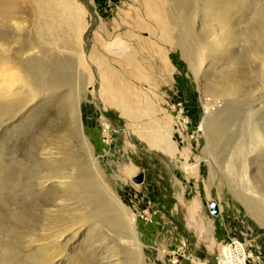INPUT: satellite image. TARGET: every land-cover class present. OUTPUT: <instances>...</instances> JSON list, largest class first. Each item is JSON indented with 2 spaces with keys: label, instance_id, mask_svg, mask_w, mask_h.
Returning <instances> with one entry per match:
<instances>
[{
  "label": "rangeland",
  "instance_id": "rangeland-1",
  "mask_svg": "<svg viewBox=\"0 0 264 264\" xmlns=\"http://www.w3.org/2000/svg\"><path fill=\"white\" fill-rule=\"evenodd\" d=\"M177 1L183 4L181 10L189 8L191 2L194 9H198L199 0ZM206 1L209 4L213 0ZM21 2L20 16L31 21L24 34L29 42L25 49L30 48L35 40L36 49L41 51L28 66L37 76L38 67L55 54L59 60L57 65L71 82L72 79L80 81L75 91L78 93L76 100H80L82 126L73 128L69 112L62 111V104L66 102L50 96L51 88L42 92L41 96L45 98L37 97L8 114L9 119L4 122L8 124L0 125V161L13 157L9 153L12 150L20 156L24 154L28 159L24 171L29 175L21 174L14 190L0 186V194L11 199L8 206L1 205L0 201V237L17 246L20 252L23 249V256L33 260L46 246L48 238L57 234V231L49 233L50 237L47 232L61 225L62 232L58 233H64L63 230L76 221V227L58 238L64 243L73 234L71 229L81 230L80 235L69 240L67 247L62 245V251L70 259L68 264H78V257L87 254L89 248L96 250L100 259L116 249L123 250V256L128 254L127 249L135 251L134 246L120 238L126 229L120 231L94 217L97 207L103 203L107 207L112 204L107 211L115 208L122 211L116 203L115 206L108 201L107 189L99 182L84 187L80 178H76L81 177L84 168H93L97 163L112 181L115 194L137 214L135 228L143 245L145 264H215L223 245L233 238L246 244L250 264H264V227L250 214L244 201L236 196L246 192L240 176L242 158L237 152L235 144L238 140L235 139L243 125L239 117H244L248 104L237 101V106L222 109L225 114L233 113L236 118L230 115L227 123L231 125L220 139L209 141L207 135L199 133V116L194 120L190 112V107L195 104L190 99L192 93L197 94H194L195 100L201 103L225 101L226 97L221 92V77L214 69L207 68L202 74L207 91L199 90L189 60L181 47L175 45L176 35L181 32L168 19V7L173 1ZM160 4H164L163 7ZM199 20L197 17L196 28H200ZM14 49L9 51L14 53ZM237 50H241L239 46ZM190 56H193L192 51ZM23 57L20 56L21 61ZM255 61L246 68L247 71L253 70V75L250 72L244 75L243 81L248 85L261 83L260 66ZM238 65L240 67L241 63ZM30 69L26 72L34 82ZM62 85L58 92L64 94L69 85ZM262 86L258 90L262 88L264 91V84ZM256 94L255 91L253 97ZM110 100L116 103L110 104ZM143 134H150L153 139L146 140ZM49 148L55 151V159L48 161V165L51 162L50 170L42 172L68 175L73 181L66 187L69 196L66 200L59 198L56 213H52L55 215L47 217L43 210L55 203V196L53 192L46 197L37 195L39 189L32 188V183L36 181L33 174L41 166L37 165L43 157L41 151ZM255 153L248 161L254 169L252 171L259 176L260 167H264V149ZM231 159L239 166H236L237 174L226 168ZM10 170L8 181L12 182L21 172L16 167ZM92 171L90 180L98 181V168L94 175ZM98 196L104 197L106 202L95 201ZM16 210L21 213L14 219L12 215ZM27 215L31 222L28 218L26 221ZM68 224L71 225L65 228ZM29 229L35 230V239H38L32 243L34 248L28 244L32 241ZM100 259L94 260V264H110Z\"/></svg>",
  "mask_w": 264,
  "mask_h": 264
},
{
  "label": "bare ground",
  "instance_id": "bare-ground-1",
  "mask_svg": "<svg viewBox=\"0 0 264 264\" xmlns=\"http://www.w3.org/2000/svg\"><path fill=\"white\" fill-rule=\"evenodd\" d=\"M169 1H173V3L170 2V5L168 7V19L171 21V24L174 27H177L179 29V32H181L179 33L177 31L179 33V36L176 35L175 45L181 47L185 57L189 60L188 64L192 68V71H194V75H196L195 79L196 82L198 81L197 83H199L197 84L199 85V90L202 91L204 89L202 92L206 90L205 80L202 78V74L204 73V71L207 68L212 71L214 69L219 73V77H221V92L226 97H224L226 99L225 101L217 100L211 104L207 101L201 103L200 101L195 100V95L197 94L195 92L192 93L193 95L190 96V99L192 100L191 102L195 104L193 107L190 105V112L194 120H197V116H199L200 121L198 120L199 125L197 129L199 133L203 134L204 136L207 135L209 141L220 139L221 136L226 133L228 127L231 125L230 122L227 123L230 115H232V118L235 117V115L233 113L231 114L230 112L229 114H225V110L222 109H224V107L227 108L229 105H232V107L237 106V101H243L248 104L247 108L244 111V117H239V120H243V122H241L243 125L240 135H237L236 139L234 137L236 141L238 140L235 146H237V152L241 155L242 158L240 160L242 161V163H240V176L241 181L246 189V192L241 194L237 193L236 196L244 201L243 202L240 199L243 203H245V206L249 209L250 214L264 227V167L263 165L260 167L259 171L261 172L258 176L257 173L252 171L254 169L251 168L252 166L248 161L252 160L250 159V155H252L253 153L256 154L255 152L257 150L259 151L260 148H262V150L264 149V91L262 88L261 90H258V87L264 84V0H213L209 4L206 0H199V10L194 9V5L192 2L189 5V8L186 7L185 10H181L183 9V4H181L177 0ZM163 5L164 4H162L161 7H163ZM22 9L23 5L21 0H0V125H7L8 123L4 122L9 119L8 114L17 111L22 105H26L37 97L45 98L46 96H41L42 92L47 90L48 88H51L52 93L50 96L59 97V102H66V104H62V111L69 112L70 122L73 124V128L80 129L82 126L79 106L80 100H76V96L78 93L77 91H75L76 87L79 88L80 81H73L72 79L71 82V78H69L68 75H65L63 70L58 66L59 60L58 57L55 56V54H52L51 58H49L46 63H43L38 67L37 76L33 75L34 73H32L28 65L30 61H32L35 56L37 57V55L41 51L36 49L37 42L35 40H32L30 48L25 49L29 42L24 34L25 31L29 28L31 21L26 17L24 18L20 16V12L22 11ZM175 10L177 12H175ZM158 16L160 17L161 15ZM165 17H167V15ZM174 17L176 19H174ZM197 17H200V28H196L195 25L197 23ZM165 20L166 19H164V21ZM205 25L207 27H205ZM166 26L168 27L167 24ZM169 27H171V25ZM10 29L11 31H9ZM165 31L167 32V30ZM168 31H170L169 28ZM166 39H168V37ZM238 46L241 50H237ZM10 48H15V52L13 53V51H9ZM191 51L193 52V56H190ZM21 55L24 56V60L22 61L20 60ZM182 59L185 60V58ZM252 61L257 62L260 66V84L255 85L254 83H252L248 85L246 82H244V79L246 78L244 75L246 73L250 72L253 75V70H246V68L249 67L248 65L252 64ZM79 62L81 63V61ZM238 63H241L240 67H238ZM17 64L19 65L17 66ZM15 65L17 66V69L15 68ZM49 66L50 69H48ZM27 69H30L32 79L35 80L34 82H31V76L26 72ZM203 81L204 84L202 83ZM62 84L69 85L68 92L64 94L58 92L59 86H64ZM84 84L86 85L85 82ZM256 88L258 91L256 90ZM255 91L257 92V94L253 97ZM60 95L62 97H60ZM240 96L245 97L241 99ZM113 102L116 103L115 100H110V104H113ZM214 111H217V113ZM135 118L137 119L136 116ZM143 138H145L146 140L153 139L150 138V134L144 135ZM54 152L55 151H52L51 148L41 151V155H43V157L40 158L42 160H39L40 162H38L37 164L38 167L40 165L41 166L37 168L38 173L36 171L33 174L36 181L32 183V188L35 187L36 189L37 187V189H39V191L36 189L38 191L37 195L46 197L50 192H53V195L55 196L53 197L55 199V203H52V206H45L46 208L45 210H43V213L47 215V217L55 215L52 213H56L57 207L59 205V198L60 200H66V196H69L67 194L66 187L73 181L68 175H58V173L56 174L53 172H42L45 169L47 171L50 170L51 162L48 165V161L52 160V158L55 159ZM9 153L10 155H13V157L10 156L4 159V161H0V167L2 169L0 173V186L5 185L4 187L8 189H10L11 187V190H14L19 179L21 178V174L22 176L23 174H27L25 173L27 169L25 170L24 167L28 159L27 157L25 158L24 154L20 156V154L15 153V150L9 151ZM89 154L93 153L90 152ZM236 166L238 165H235L234 161L231 159L228 161L226 168L227 170L236 173ZM13 167L20 169L21 173L17 174L15 177L13 175L14 178L12 177L13 179L11 182L8 181L10 174L9 171H11L10 169H12ZM93 168H84L81 171V177L79 176L76 178H80V180L83 182L84 187L91 185L93 186V183L99 182V184L103 188L107 189L106 191H108V194L110 195L108 201L114 203L113 205H115L116 203L119 206L118 208L122 209L121 212L118 211L117 208H115V210L113 211H107L109 206L112 207V204L109 203L107 207V205L103 203V201H105V198L102 196H98L96 199L94 198V200L97 202H102L103 204L97 207L94 217H96L102 224L115 226L119 228L120 231L126 229V233L123 234V237L121 236L120 238L126 241V243H130L132 246H134L135 251L133 250L132 252H130L127 249L130 256L128 254L126 256H123V250L116 249L112 250L111 253L109 252V256L107 255L100 259L101 256L98 255V252L94 249L89 248L87 249V254H83V257H78V261L76 260L77 263L94 264V260L96 259H105V262H109L110 264H145L143 245L139 240V237L137 235L138 233L136 232L137 229L135 228L137 214L131 212V210L124 204L122 198L115 194V192L112 190V181L99 169L97 163ZM96 168H98L96 175L98 177V181H92L90 180L91 171L93 170L92 174L94 175V170ZM2 172L5 173V176L2 175ZM32 191L34 192L33 189ZM32 191H30V194H32ZM15 194L14 196L16 197L17 195ZM22 196L20 197L22 198ZM0 201L2 202L1 205L8 206L11 199L7 195L5 196L4 194H0ZM20 213V210H16L13 212L12 216H15L17 218ZM24 214L26 215V213ZM28 216L29 215H27L26 217V221H28L29 219ZM24 217L22 216V218ZM65 220L66 219H64V224L66 223ZM24 221L25 220H23V222ZM26 221L24 222L25 224ZM51 222L54 221H52L51 219ZM75 222H73V225H71L72 223L65 225V228H67L69 225H71V227L65 229V231L63 230L64 233H58L62 230V228L60 229L61 225L59 226V228L56 225L57 227H55L54 231L47 232L49 235V233L51 234L57 231V234L53 233L52 235L54 236V238H48L50 240L45 243L46 246L40 249L39 255L33 260H29V258L23 256V249L20 252L17 246L12 244L8 240H5V238L0 237V264H68L67 262L70 259L68 260V258L66 257L67 254H64L65 251H62V245L67 247V244L71 240H73V238L80 235L81 230L79 228L71 229L73 230V234H71L64 243H62L59 239L60 236L68 232L70 228L78 224L77 222ZM46 225L49 226L47 223ZM53 228L54 227L52 226V229ZM33 229H29V231L31 232L28 233L30 234L32 240L31 243H28L31 248L34 246L32 243L38 240L35 239L36 233ZM253 230H255V228H253ZM44 234L46 235V233ZM44 234L43 238L45 237ZM22 241L24 242V240ZM121 258L124 260L122 261ZM74 264H76V262Z\"/></svg>",
  "mask_w": 264,
  "mask_h": 264
},
{
  "label": "built area",
  "instance_id": "built-area-1",
  "mask_svg": "<svg viewBox=\"0 0 264 264\" xmlns=\"http://www.w3.org/2000/svg\"><path fill=\"white\" fill-rule=\"evenodd\" d=\"M248 248L240 239L227 241L216 259L215 264H250Z\"/></svg>",
  "mask_w": 264,
  "mask_h": 264
}]
</instances>
